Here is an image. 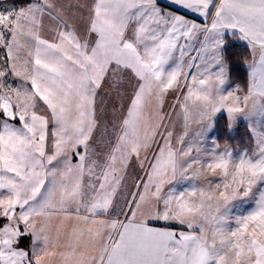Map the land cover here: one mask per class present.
Instances as JSON below:
<instances>
[{"label": "snow or ice", "instance_id": "1", "mask_svg": "<svg viewBox=\"0 0 264 264\" xmlns=\"http://www.w3.org/2000/svg\"><path fill=\"white\" fill-rule=\"evenodd\" d=\"M0 264H264V0L0 7Z\"/></svg>", "mask_w": 264, "mask_h": 264}, {"label": "trees", "instance_id": "2", "mask_svg": "<svg viewBox=\"0 0 264 264\" xmlns=\"http://www.w3.org/2000/svg\"><path fill=\"white\" fill-rule=\"evenodd\" d=\"M233 71H234V77L236 78H241L246 75V69L243 66L234 67Z\"/></svg>", "mask_w": 264, "mask_h": 264}, {"label": "rangeland", "instance_id": "3", "mask_svg": "<svg viewBox=\"0 0 264 264\" xmlns=\"http://www.w3.org/2000/svg\"><path fill=\"white\" fill-rule=\"evenodd\" d=\"M21 2H22L21 0H0V7H2L4 4H11V3L20 4Z\"/></svg>", "mask_w": 264, "mask_h": 264}, {"label": "crops", "instance_id": "4", "mask_svg": "<svg viewBox=\"0 0 264 264\" xmlns=\"http://www.w3.org/2000/svg\"><path fill=\"white\" fill-rule=\"evenodd\" d=\"M162 3H167V0H161Z\"/></svg>", "mask_w": 264, "mask_h": 264}]
</instances>
